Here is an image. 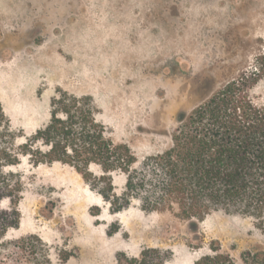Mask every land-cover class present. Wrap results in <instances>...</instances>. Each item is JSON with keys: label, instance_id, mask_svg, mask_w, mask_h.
Returning <instances> with one entry per match:
<instances>
[{"label": "rangeland", "instance_id": "374dc122", "mask_svg": "<svg viewBox=\"0 0 264 264\" xmlns=\"http://www.w3.org/2000/svg\"><path fill=\"white\" fill-rule=\"evenodd\" d=\"M261 52L264 0H0V105L18 146L48 121L57 90L90 95L107 136L141 160L168 144L179 113ZM250 94L264 105V78ZM1 170L20 198L0 264H114L118 252L137 257L145 247L192 264L211 240L235 258L264 251V215L215 211L194 222L136 206L113 213L67 164L21 157ZM123 181L113 174L117 192Z\"/></svg>", "mask_w": 264, "mask_h": 264}, {"label": "trees", "instance_id": "16d2710c", "mask_svg": "<svg viewBox=\"0 0 264 264\" xmlns=\"http://www.w3.org/2000/svg\"><path fill=\"white\" fill-rule=\"evenodd\" d=\"M264 78V52L189 112L177 116L169 142L138 160L126 143H115L96 118L90 95L57 90L50 99L49 119L18 146L0 105V237L18 225L15 189L2 166L25 157L36 166L61 162L72 166L109 205L113 213L136 206L170 211L194 222L212 212L264 215V105L250 89ZM91 166H95L94 172ZM113 174L123 175L119 192ZM19 183V182H18ZM169 250L145 247L140 254L118 252L114 264H169ZM192 264H264V251L243 250L238 257L211 240L208 252Z\"/></svg>", "mask_w": 264, "mask_h": 264}]
</instances>
